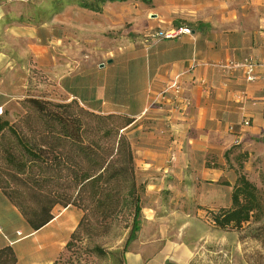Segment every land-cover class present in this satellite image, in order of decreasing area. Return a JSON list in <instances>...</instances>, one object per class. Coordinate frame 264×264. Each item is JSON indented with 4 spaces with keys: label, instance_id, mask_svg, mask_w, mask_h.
I'll return each mask as SVG.
<instances>
[{
    "label": "crops",
    "instance_id": "obj_1",
    "mask_svg": "<svg viewBox=\"0 0 264 264\" xmlns=\"http://www.w3.org/2000/svg\"><path fill=\"white\" fill-rule=\"evenodd\" d=\"M51 1L0 0L1 114L13 117L30 95L34 58L61 100L134 117L126 134L146 194L176 197L182 213L187 200L202 212L228 206L237 175L225 151L264 138V0H127L101 12L65 3L55 13ZM67 24L88 30L89 41L117 33L127 40L97 60L91 50L64 60L53 49L63 48ZM181 26L190 32L165 35ZM173 80L176 95L165 91ZM54 209L33 230L0 190V248L10 245L18 264H52L81 216L73 205Z\"/></svg>",
    "mask_w": 264,
    "mask_h": 264
},
{
    "label": "trees",
    "instance_id": "obj_2",
    "mask_svg": "<svg viewBox=\"0 0 264 264\" xmlns=\"http://www.w3.org/2000/svg\"><path fill=\"white\" fill-rule=\"evenodd\" d=\"M114 1L127 0H52L48 10L55 13L65 3H74L101 12L105 3ZM138 1L151 4V0ZM19 104L21 110L14 119L0 114V190L33 230L54 217L55 206L79 208L81 216L64 245L67 249L92 229H106L128 210L131 222L121 250L124 257L128 242L140 228V191L144 190V183L136 178L126 134L134 117L96 112L75 99L27 95ZM234 148L225 151L226 158ZM246 154L236 156L239 167ZM263 207L264 198L255 184L239 172L230 204L206 212L215 228H239L252 216L258 217ZM84 252L106 254L99 245L85 247ZM59 257L52 264H59ZM0 264H18L10 245L0 248Z\"/></svg>",
    "mask_w": 264,
    "mask_h": 264
},
{
    "label": "rangeland",
    "instance_id": "obj_3",
    "mask_svg": "<svg viewBox=\"0 0 264 264\" xmlns=\"http://www.w3.org/2000/svg\"><path fill=\"white\" fill-rule=\"evenodd\" d=\"M29 8L33 14L31 5ZM88 32L67 24L64 34L68 37L63 39L62 49H53L54 54L63 51V59L68 60L72 55L80 56L82 51L91 50L92 58L97 60L105 50H118L127 40L117 33L89 41L92 38ZM32 65L30 95L65 99L64 94L57 93L50 72L40 68L34 58ZM68 67L65 66L66 69ZM13 111L14 115L9 119H14L19 112ZM243 146L241 143L235 145L228 154V162L235 175L244 173L264 198V144L253 142V147L244 151ZM243 152L247 154L246 157L241 156L242 167H239L236 156ZM188 179L191 181V178ZM138 183L142 184L140 181ZM188 184L191 193V182ZM140 205V228L136 237L128 242L124 257H121V250L127 241L131 222L128 210L106 229L94 228L88 236L83 234V239L68 249L63 246L59 253V264H134L133 255L140 257V264H264V207L258 217L252 216L239 228H215L210 224L207 212L198 211L194 200H187L184 208L187 210L182 213L176 197L169 200L161 192L146 194L145 185L144 190L140 191ZM102 230L105 233L97 236ZM93 245H99L106 254L96 256L84 252L85 247Z\"/></svg>",
    "mask_w": 264,
    "mask_h": 264
},
{
    "label": "built area",
    "instance_id": "obj_4",
    "mask_svg": "<svg viewBox=\"0 0 264 264\" xmlns=\"http://www.w3.org/2000/svg\"><path fill=\"white\" fill-rule=\"evenodd\" d=\"M190 32V29L188 28V27H185V26H181V27H177L176 29H173V30H171V31H169V32H165V35L166 36H172V35H179V34H181V33H189ZM248 78L249 79H252L253 78V76L250 74V69L248 70ZM180 85H179V83L176 81V80H173L167 87H166V89H165V91H167V90H170V91H172L173 92V94L174 95H176L178 92H179V90H180ZM0 114H1V109H0ZM243 124L244 125H247L248 124V121L247 120H245L244 122H243Z\"/></svg>",
    "mask_w": 264,
    "mask_h": 264
},
{
    "label": "water",
    "instance_id": "obj_5",
    "mask_svg": "<svg viewBox=\"0 0 264 264\" xmlns=\"http://www.w3.org/2000/svg\"><path fill=\"white\" fill-rule=\"evenodd\" d=\"M100 66H103V63H101Z\"/></svg>",
    "mask_w": 264,
    "mask_h": 264
}]
</instances>
